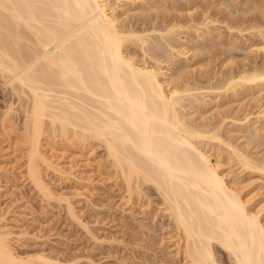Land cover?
Masks as SVG:
<instances>
[{"label": "bare ground", "instance_id": "1", "mask_svg": "<svg viewBox=\"0 0 264 264\" xmlns=\"http://www.w3.org/2000/svg\"><path fill=\"white\" fill-rule=\"evenodd\" d=\"M187 22L185 28L197 29L193 19ZM181 28L171 21L150 28L157 31L153 37L146 28L135 34L119 24L108 0H0V84L7 91L1 125L22 131L27 177L46 199L55 194L42 168L65 171L47 155L46 140L97 142L130 196L148 186L156 190L189 264H223L215 256L219 248L227 252L229 264H264V222L200 145L204 138L220 140L216 126L186 121L185 100L197 103L202 94L181 83L169 86L168 68L137 63L128 50L137 41L182 54L186 47L174 43L181 39ZM257 29L261 43L253 51L264 52V33ZM235 75L221 85L227 90L245 83L264 86V68ZM234 150L240 167L264 175V162ZM10 234L0 220V264H77L41 253L20 256Z\"/></svg>", "mask_w": 264, "mask_h": 264}, {"label": "rangeland", "instance_id": "2", "mask_svg": "<svg viewBox=\"0 0 264 264\" xmlns=\"http://www.w3.org/2000/svg\"><path fill=\"white\" fill-rule=\"evenodd\" d=\"M108 3L119 24L135 34H144L146 28L145 34L153 37L157 31L153 33L152 27L161 29L171 21L182 25L181 39L174 42L181 43V49L186 47L182 54L174 53L175 49L171 54L166 48L163 56L165 53L159 50L163 46L149 43L146 48L134 40L128 50L137 63L157 62L162 70L168 68L173 76L169 86L181 83L202 94L200 102L191 97L183 101L187 104L183 109L186 121L198 127L216 126L222 142L204 138L200 145L210 153L211 161L226 171L229 183L234 181V187H240L248 207L256 210L264 222V175L240 167L234 154L236 148L264 162V86L252 88V84L245 83L234 90L222 86L228 76L264 68V52L253 51L261 43L254 29L264 33V0ZM190 18L193 24L198 23V30L183 26ZM154 53L160 57L153 58ZM2 87L0 84V111L6 106L7 95ZM243 123L247 128L242 127ZM22 136L21 130L3 128L0 121V220L10 230V243L17 254L41 253L64 263L73 259L77 264H189L180 253L182 240L174 222L162 210L156 190L148 186L139 195L130 196L113 173L103 145L48 138L44 144L47 155L65 171L42 168L43 178L55 194L46 199L27 177ZM221 249H214L215 256L229 264L227 252Z\"/></svg>", "mask_w": 264, "mask_h": 264}]
</instances>
